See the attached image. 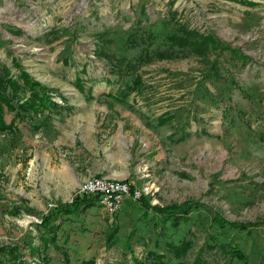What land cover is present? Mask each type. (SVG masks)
<instances>
[{"label": "rangeland", "instance_id": "obj_1", "mask_svg": "<svg viewBox=\"0 0 264 264\" xmlns=\"http://www.w3.org/2000/svg\"><path fill=\"white\" fill-rule=\"evenodd\" d=\"M177 24L215 48L152 57ZM1 65L65 109L0 131V264H131L148 251L241 264L224 254L233 246L264 264V0H0ZM91 176L140 195L114 212L74 203ZM191 201L157 236L152 207ZM182 237L174 259L163 241Z\"/></svg>", "mask_w": 264, "mask_h": 264}, {"label": "trees", "instance_id": "obj_2", "mask_svg": "<svg viewBox=\"0 0 264 264\" xmlns=\"http://www.w3.org/2000/svg\"><path fill=\"white\" fill-rule=\"evenodd\" d=\"M177 34H171L166 37L169 46L164 50L153 51L152 57H161L168 55L169 52L176 53V50L188 49L196 54L207 53L208 49L215 48V41L208 36H200L197 32L188 29L183 24H177ZM219 48H226L220 46ZM207 50V51H206ZM0 69V131L5 128L11 127L13 123V118L19 116L22 117V113L30 112L31 115H36L43 111L54 110V113H59L60 110L65 109L63 106L53 103L49 97L44 92V87L41 84L36 83L32 80L28 74L23 71H19L18 75L14 78L7 76V69L4 65H1ZM210 70L213 72L217 71V68L214 66V63L209 66ZM204 77L208 78L209 73H206ZM234 85L235 82L231 81ZM27 93L25 96L24 94ZM5 111H14L13 117L9 124H6L3 119V113ZM229 110V106L226 108ZM231 109V108H230ZM16 111V113H15ZM21 114V115H20ZM226 116V115H224ZM162 121H158L161 123ZM96 196H87L80 195L76 196L73 202L83 203L85 206H91L95 204ZM149 206L142 202L143 212H147ZM151 208V207H150ZM149 208V209H150ZM153 210L149 211L155 215V221L153 222L152 227L155 228V233L164 235L166 231V223L170 226H176L181 221H186L187 213L191 208H197V204L194 201L185 202L181 205H170L168 207H152ZM151 208V209H152ZM150 209V210H151ZM60 210V209H59ZM64 212L62 214H67L71 209H61ZM55 218V217H54ZM214 221L217 225L222 228L225 224L224 222H219L218 218H214ZM50 222V221H49ZM229 227L237 228L239 230H245L248 225L251 224H237L230 223L227 224ZM254 225V224H253ZM190 246V239L188 237H182L177 242L172 241H163V247L166 250L168 255H171L172 258L177 259L182 257L186 250ZM225 255H229L228 260L230 261L235 259H240L241 264H247V258L240 250L239 247L233 246L228 250L224 249ZM10 253V252H9ZM166 256L158 253L157 251H148L145 257L146 262H142L136 258H131V264H167ZM199 257L196 258L195 264L198 263ZM228 264V263H227Z\"/></svg>", "mask_w": 264, "mask_h": 264}, {"label": "built area", "instance_id": "obj_3", "mask_svg": "<svg viewBox=\"0 0 264 264\" xmlns=\"http://www.w3.org/2000/svg\"><path fill=\"white\" fill-rule=\"evenodd\" d=\"M78 192L87 196L95 195L101 208L107 212H114L126 197L134 199L140 195V190L132 188L124 179L105 176L87 178L79 185Z\"/></svg>", "mask_w": 264, "mask_h": 264}, {"label": "crops", "instance_id": "obj_4", "mask_svg": "<svg viewBox=\"0 0 264 264\" xmlns=\"http://www.w3.org/2000/svg\"><path fill=\"white\" fill-rule=\"evenodd\" d=\"M126 204H127V200L124 199V200H123V205H126Z\"/></svg>", "mask_w": 264, "mask_h": 264}]
</instances>
